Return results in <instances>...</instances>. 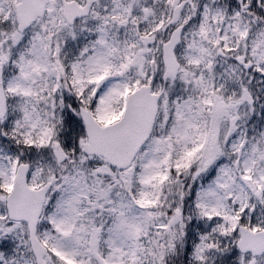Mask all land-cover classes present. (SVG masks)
<instances>
[{
	"label": "snow or ice",
	"instance_id": "obj_1",
	"mask_svg": "<svg viewBox=\"0 0 264 264\" xmlns=\"http://www.w3.org/2000/svg\"><path fill=\"white\" fill-rule=\"evenodd\" d=\"M0 264H264V0H0Z\"/></svg>",
	"mask_w": 264,
	"mask_h": 264
}]
</instances>
